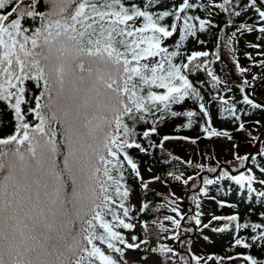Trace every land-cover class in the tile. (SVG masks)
<instances>
[{
  "label": "snow or ice",
  "instance_id": "6c2138e0",
  "mask_svg": "<svg viewBox=\"0 0 264 264\" xmlns=\"http://www.w3.org/2000/svg\"><path fill=\"white\" fill-rule=\"evenodd\" d=\"M200 10L203 16L194 14ZM249 11L255 12V22L236 25V18ZM218 12L228 17L222 32L235 27L229 41L237 33L264 35V0H245L239 7L236 0H0V107L10 112L13 123L9 134L0 135V264H127L126 249L149 244L153 233L140 214L160 206L132 203V183L138 180L147 193L151 182L144 180L133 153L147 154L149 147L163 150L165 141L189 139L163 136L159 144L154 142L159 125L168 119L184 118L181 126L191 128L194 118L202 117L206 136L231 140L227 131L212 126L209 105L217 101L228 105L222 111L234 121L240 120L236 103L228 104L220 94L223 81L210 66L220 55L189 53L184 46L190 38L204 44L199 33L218 27L213 21ZM259 63L264 67V60ZM236 67L241 73L249 71L238 61ZM201 71L215 94L206 97V82L193 78ZM230 90L225 85L224 91ZM240 91L244 103L264 107L243 86ZM189 101L191 108L186 107ZM238 130H245L243 122ZM249 137L259 150L244 155L235 151L231 170L173 157L200 171L186 178L183 172L167 175L188 185L202 171L219 169L215 179L205 176L203 184L226 179L248 199L264 204V140L251 133ZM166 199L175 215H165L163 221L173 227L151 221L158 238L171 231L164 238L180 240L178 230L185 219L205 229L212 221H222L212 231L231 229L233 246L264 247V211L260 222H241L234 213L214 215L204 224L202 212H182L174 193ZM137 224L142 225L143 239L125 234ZM159 250L174 251L166 245ZM189 255L195 264H206L202 257ZM239 258L244 264H264L251 254Z\"/></svg>",
  "mask_w": 264,
  "mask_h": 264
},
{
  "label": "trees",
  "instance_id": "16d2710c",
  "mask_svg": "<svg viewBox=\"0 0 264 264\" xmlns=\"http://www.w3.org/2000/svg\"><path fill=\"white\" fill-rule=\"evenodd\" d=\"M160 0H153V3H159ZM206 2V0H203ZM238 7L243 6L245 0H236ZM196 15L203 16L205 13L203 10L194 12ZM228 17L222 12H218L213 17L214 24L218 27H213L208 31L199 33L200 40L204 41V44H200L191 38L189 41L184 42V46L187 51H208L210 54L218 53L221 57L220 60H214V56L210 55L209 59L214 60L210 66L213 68L215 73L221 78L223 83L218 86L220 94L223 95L227 100L228 104L236 103V113L240 116L239 121H234L229 113L222 111L224 107L228 105L222 104L219 101L209 105L211 113L212 126L218 131H227L232 137L229 140L226 137H208L202 131L200 125L204 123L202 117L194 118V123L191 128L182 127L186 120L184 118L168 119L161 123L158 128V135H153L152 140L159 144L163 136L172 137H188V140L172 139L164 142V148H151L149 147L148 153L134 152L133 156L140 165L141 173L145 181H151L149 183V191L145 193L139 187V181L135 180L132 183L134 189V196L137 197L135 205L138 207L141 202H149L151 210L146 213L140 214V219L147 220L149 227L152 230L150 242L148 245L141 246V250L144 252L152 251V248H156L157 252L160 251V245L169 246L173 239L164 238L171 237L172 232H165L160 234V238L156 235V227L151 224L153 220L162 221L165 225L167 221H163V217L167 214V195L174 193L175 196L180 193L182 182L176 181L169 177L168 172H180L184 173L186 177L189 169L192 166L183 164L180 161L174 160L173 157H180L181 160H191L193 164H198L196 158L201 157L203 150L211 146L213 139L221 138L225 140V143H229L230 147L239 153L250 152L253 146V142L249 137V133L262 134L261 139L264 140V107H255L243 102V95L240 91V86L250 87L248 93H246L255 104L264 106V98H257L255 94H261L264 96V67L260 66V61L264 60V55H258L260 52H264V35L258 31L248 33H237L233 37L232 41L228 40V36L235 31V27H227L226 31L222 32L220 29L226 27V21ZM256 15L254 11H249L239 18H236V25L242 21L254 23ZM260 44L259 49L251 47L252 44ZM225 50L227 55L224 56L222 50ZM249 54V55H246ZM251 57V58H250ZM236 61L239 62L240 66L249 69L246 73H241L236 67ZM256 77V79H253ZM194 79L197 81H205L206 85L204 88L206 97L208 93L215 94V89H212L210 78L201 71L194 74ZM245 81L247 83L245 84ZM225 85L230 88V91H224ZM252 91L255 92L252 93ZM263 99V100H262ZM186 107L191 108L192 104L189 101ZM243 122L245 130H238L239 124ZM259 122V123H257ZM13 129V123L10 112L0 107V135H7ZM258 136V135H257ZM195 140V143L191 141ZM147 147V142L144 141ZM233 145H237L238 148H233ZM259 150L257 145L255 151ZM233 161V157L230 158ZM233 168V165L230 163ZM151 169V171H149ZM197 171V170H196ZM199 171V170H198ZM197 171V172H198ZM196 173V172H195ZM259 174V173H257ZM153 176H159V181H152ZM217 176V175H216ZM215 176V177H216ZM215 177L211 179H215ZM198 179V177L196 178ZM201 188V187H200ZM207 191L203 192L202 200L199 203V212H202V222L206 224L211 220L212 216H228L234 213L239 214L241 222L244 220H251L254 222H260V212L264 211V204L253 199H248L246 193L241 191L234 182L228 180H221L212 185L206 186ZM219 201H225L226 204H233L235 207L221 206ZM209 223V222H208ZM212 223L220 224L221 222L212 221ZM173 226L171 225L170 228ZM182 228V227H181ZM204 233L195 236V242L193 241L194 254L199 253L200 256L207 260L212 257L211 260L207 261L210 264H244L239 258V254L246 253L251 254L258 259H264V247H252L250 249H244L242 247L233 246V231L230 229L225 232H214L212 228H202ZM245 237L248 236L247 231L240 233ZM135 235L141 239L144 238L142 231V225L139 224ZM207 237V239H205ZM198 256V257H200ZM236 257L229 261L227 258ZM136 264V263H134Z\"/></svg>",
  "mask_w": 264,
  "mask_h": 264
},
{
  "label": "rangeland",
  "instance_id": "374dc122",
  "mask_svg": "<svg viewBox=\"0 0 264 264\" xmlns=\"http://www.w3.org/2000/svg\"><path fill=\"white\" fill-rule=\"evenodd\" d=\"M222 53L224 56L227 57L224 49L222 50ZM248 88L250 89V87H248ZM252 93L255 94L254 91H252ZM255 96L257 98H264V96H262L261 94H255ZM251 135L252 136L258 135L259 136V134H257V133H253ZM225 142L226 141L223 140L222 137L213 139L211 146L208 147L206 150L205 149L203 150V152L201 153V157L196 158L198 161V164H204L205 166L211 165L213 167H215L217 165V163H219V165L220 164H229L230 165L229 162H231L230 158L233 157V152H232L233 149L230 147L228 142L227 143H225ZM231 164L233 165V168H234L235 167L234 162ZM220 168L225 169V167H223V166ZM196 170L200 171V169H196L193 167L190 168L187 176H189V175L195 176V174H196L195 172H197ZM205 171H202L203 172V173L201 172L202 175L200 177H198V179L190 181L188 183V185L183 184L181 186L180 193L175 196V197L179 198L178 205H179L180 209L182 210V212H184L185 214L191 213L194 215L196 212H199L197 209H195L197 207H196V201L193 200V197H195L196 200L199 201V203L202 200V194L203 193L200 192V187L206 188V186H207V185L203 184V178L205 176H207L208 178L211 179V178L215 177L216 175L218 176L220 174V171L218 170L217 173L209 176V174L204 173ZM210 174H213V173H210ZM193 183L196 184L195 189L192 187ZM167 196H169L167 198H170V195H167ZM136 199H138V198L137 197L135 198V196L133 195L132 203L134 205H135ZM167 204H168V200L166 201L167 214L168 215H175L174 213H172L170 211V207H168ZM181 223H182V228L178 230L181 239L178 241L173 240L169 246L166 245L167 247L172 248L174 250L173 252H164L163 251L162 253L161 252L159 253L157 251H155V252H153V251L144 252L141 249H139V250H136V249L127 250L126 249L125 250V260H126L127 264H134V263H136V264H190L189 263L190 258L188 257L187 252L189 251L190 253H193L192 252V251H194L193 241L195 242V236L197 234L201 235V233H204V231H203V229H201L200 226L195 225L194 222L191 220L185 219ZM219 225L220 224L212 223L209 228H216V227H219ZM166 227H168V228L171 227L170 222L166 223ZM186 228H192V231L187 232V231H185ZM137 229H139V224H137V227L135 230H133L131 232L126 231L125 234L128 235L129 237L131 235H135ZM183 235H186V236L182 237ZM177 242H179V243H177ZM195 255L197 257L200 256L199 253H196ZM117 258H119V257H117ZM209 260H211V259L206 260L205 257L203 259V261H206V264H210V263H207V261H209ZM192 264H195V261H192ZM202 264H203V262H202Z\"/></svg>",
  "mask_w": 264,
  "mask_h": 264
}]
</instances>
